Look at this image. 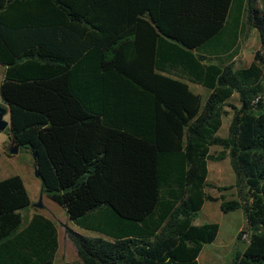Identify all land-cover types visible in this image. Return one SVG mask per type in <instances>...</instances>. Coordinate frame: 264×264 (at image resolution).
Listing matches in <instances>:
<instances>
[{
	"label": "trees",
	"instance_id": "trees-1",
	"mask_svg": "<svg viewBox=\"0 0 264 264\" xmlns=\"http://www.w3.org/2000/svg\"><path fill=\"white\" fill-rule=\"evenodd\" d=\"M255 3L0 0L9 136L34 156L42 194L98 235L64 228L79 264H198L219 231L193 224L204 202L244 214L237 240L247 235V245L231 264H264V8ZM244 25L262 51L235 68ZM226 157L235 184L217 189L236 188L237 200L205 192L208 161ZM29 206L21 177L0 180V264H73L55 262L50 219L23 220Z\"/></svg>",
	"mask_w": 264,
	"mask_h": 264
},
{
	"label": "rangeland",
	"instance_id": "rangeland-1",
	"mask_svg": "<svg viewBox=\"0 0 264 264\" xmlns=\"http://www.w3.org/2000/svg\"><path fill=\"white\" fill-rule=\"evenodd\" d=\"M255 5L258 7L257 3ZM235 50L236 54L232 59L234 67H248L253 62L255 53L262 51L257 32L248 25H244L239 33ZM262 75L261 84L264 88V68H262ZM2 77L3 67L0 65V84ZM189 87L203 99L206 98L207 92L202 87L193 84H189ZM261 97L264 101V91ZM230 104L236 107L239 106L237 95L234 94L233 98L230 100ZM0 106L6 109L7 113L4 119L9 121L8 106L1 98ZM225 110L227 115L223 116L222 126L217 133V135L222 138L226 137L228 134V127L233 115V111L230 107H226ZM10 146L11 138L9 136V127H7L0 133V180L14 175L21 177L30 198V206L19 211L23 220L26 221L30 219L34 214H41L50 219L55 224L59 233V247L56 252L55 262L79 264L76 250L67 237L64 228L69 227L73 231L88 237L98 235L93 232L84 231L75 226L69 221L64 210L42 194L40 182L34 175V163L31 153L26 148H19L17 154L11 155L9 153ZM220 151L221 148L219 147L210 148V154L213 156L217 155ZM207 167V182L213 187H207L205 192L213 197L224 195L226 200H237L239 195L236 188L233 187L221 192L217 189V187H229L235 184V175L230 167L228 158L226 157L222 161H208ZM40 197L42 207L39 209L34 205L38 203ZM210 223L217 224L219 226V231L213 243L203 246L198 258V264H231L233 253L242 252L247 245V235L237 240L239 232L246 231L247 229L243 212L241 210H236L223 213L219 208V202H206L201 212L194 220V224L203 225Z\"/></svg>",
	"mask_w": 264,
	"mask_h": 264
},
{
	"label": "water",
	"instance_id": "water-1",
	"mask_svg": "<svg viewBox=\"0 0 264 264\" xmlns=\"http://www.w3.org/2000/svg\"><path fill=\"white\" fill-rule=\"evenodd\" d=\"M7 111L5 108L0 106V133L3 132L7 127H9V121H6L4 119L5 115H6ZM18 145L14 144V140H11V146L9 148V153L11 155H15L18 153ZM32 158H34V156L32 155ZM34 175L36 178L39 177V174L36 170H34ZM36 208H41L42 204H41V197L39 198V201L37 204L34 205Z\"/></svg>",
	"mask_w": 264,
	"mask_h": 264
},
{
	"label": "crops",
	"instance_id": "crops-1",
	"mask_svg": "<svg viewBox=\"0 0 264 264\" xmlns=\"http://www.w3.org/2000/svg\"><path fill=\"white\" fill-rule=\"evenodd\" d=\"M256 3L258 4V9H263L264 8V5H263V0H256ZM255 3V4H256ZM3 70H4V68H3ZM207 171H208V167H207ZM207 177H208V174H207ZM208 179V178H207ZM206 202H204V204H205ZM211 203H218V202H211ZM204 204H203V206H204ZM203 206H202V208H203ZM202 208H201V210H202ZM201 210H200V212H201ZM199 212V213H200ZM194 224V223H193ZM195 225V224H194ZM57 233H58V231H57ZM81 234V233H80ZM58 241H59V233H58ZM199 258V257H198ZM68 263V262H67Z\"/></svg>",
	"mask_w": 264,
	"mask_h": 264
}]
</instances>
